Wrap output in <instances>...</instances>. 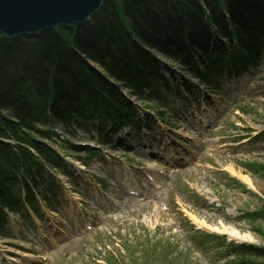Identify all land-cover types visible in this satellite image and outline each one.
I'll list each match as a JSON object with an SVG mask.
<instances>
[{
    "label": "trees",
    "instance_id": "1",
    "mask_svg": "<svg viewBox=\"0 0 264 264\" xmlns=\"http://www.w3.org/2000/svg\"><path fill=\"white\" fill-rule=\"evenodd\" d=\"M154 51L207 85L254 67L264 60V0H108L83 25L0 36V231L4 209L23 208L22 190L30 200L51 184L44 165L60 163L45 142L56 143V127L115 128L132 110L119 89L160 96ZM229 249L238 264L264 262V247Z\"/></svg>",
    "mask_w": 264,
    "mask_h": 264
},
{
    "label": "rangeland",
    "instance_id": "2",
    "mask_svg": "<svg viewBox=\"0 0 264 264\" xmlns=\"http://www.w3.org/2000/svg\"><path fill=\"white\" fill-rule=\"evenodd\" d=\"M152 54L164 70L168 69L167 65L175 70V82L180 83L183 71L159 53L154 51ZM186 77L184 80H191L189 74ZM227 84L228 92L223 95L226 101L219 97L222 103L214 97L213 107L209 105L210 110H214L215 106L221 107L226 103V108L222 111L218 124L207 133L203 146H198L200 140L191 135L189 138L192 139H186L183 143L186 150L195 157L197 164L183 167L180 182H173L168 186L166 195L159 201V204L165 205L164 210L151 203H128L126 198L118 196L119 206L113 211L103 215L96 211L97 218L94 220L95 224L91 225V231L76 223L73 224L74 227L70 225L62 214V210H70L65 204L63 208V201L76 197L78 202L81 199L90 207L93 193L101 196V201L108 205L105 196L114 195L107 186L108 178L113 182L120 174L116 168L123 171L125 168L113 160L112 156L106 155V151L114 157L121 156L132 161L139 156L124 149L128 144L122 143L105 149L104 139L94 134L76 132L72 135L56 127V133L66 140L62 141L66 149H72V144H91L92 150L103 152L105 161H92L88 167H84L75 160L77 157L85 158L84 154L67 156L60 150L58 142L54 147L57 152L72 164L73 171H80L77 184H71L60 176L62 187L56 198L58 203L52 212L46 210L41 213L43 220H38L31 212L30 219L20 218L17 214L8 215V221L0 231V253L4 258L0 264H237L235 261L229 263L233 259L231 252L225 250L226 245L231 242L229 238L207 228L199 229L191 222V216L212 227L235 229L251 236V244L264 245V241L254 232L256 227L264 232V221L247 218L249 212H261L264 208V63L259 69ZM124 91L129 93L128 90ZM124 91L120 92L125 94ZM128 97L133 104L132 99L136 96L129 93ZM181 103L184 100L176 102L177 105ZM200 104L198 102L197 111L202 108ZM139 106L142 107V104ZM168 117L171 126H178L177 134L184 136L191 133L182 127L184 125L177 118L175 120L172 116ZM168 136H173L172 130ZM115 139L116 137L112 140ZM240 176L247 177L252 186L243 183ZM98 179L106 181L107 195L101 194ZM63 182H67V186ZM236 183L245 188L237 187ZM192 193L203 195L208 203L194 200ZM67 216L71 218L70 214ZM46 218L53 222L51 229L44 227ZM196 229H199V233L210 234V237L212 234L220 239L208 241L202 234L193 238ZM75 231L85 234L79 236ZM260 262L262 260H256V263Z\"/></svg>",
    "mask_w": 264,
    "mask_h": 264
},
{
    "label": "water",
    "instance_id": "3",
    "mask_svg": "<svg viewBox=\"0 0 264 264\" xmlns=\"http://www.w3.org/2000/svg\"><path fill=\"white\" fill-rule=\"evenodd\" d=\"M108 0H0V36L14 39L83 25Z\"/></svg>",
    "mask_w": 264,
    "mask_h": 264
},
{
    "label": "bare ground",
    "instance_id": "4",
    "mask_svg": "<svg viewBox=\"0 0 264 264\" xmlns=\"http://www.w3.org/2000/svg\"><path fill=\"white\" fill-rule=\"evenodd\" d=\"M240 179L243 181V183H245L249 186H252L250 180L247 177L240 176ZM193 222L198 227L207 228L211 231H214L215 233H221V234L227 235V237L230 240H235L237 242H246V243L252 242L251 236H249L247 234H242L235 229L227 228L224 226H221V228L212 227V226L208 225L207 223H205L204 221H197L195 218H193ZM22 257H24V256H22Z\"/></svg>",
    "mask_w": 264,
    "mask_h": 264
}]
</instances>
